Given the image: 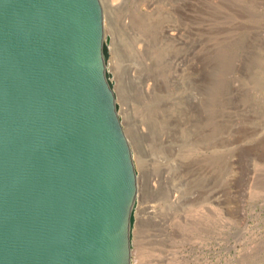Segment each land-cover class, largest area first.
<instances>
[{
  "label": "rangeland",
  "instance_id": "rangeland-1",
  "mask_svg": "<svg viewBox=\"0 0 264 264\" xmlns=\"http://www.w3.org/2000/svg\"><path fill=\"white\" fill-rule=\"evenodd\" d=\"M100 1L131 264H264V0Z\"/></svg>",
  "mask_w": 264,
  "mask_h": 264
},
{
  "label": "water",
  "instance_id": "water-1",
  "mask_svg": "<svg viewBox=\"0 0 264 264\" xmlns=\"http://www.w3.org/2000/svg\"><path fill=\"white\" fill-rule=\"evenodd\" d=\"M103 19L100 0H0V264H131L137 173Z\"/></svg>",
  "mask_w": 264,
  "mask_h": 264
},
{
  "label": "trees",
  "instance_id": "trees-1",
  "mask_svg": "<svg viewBox=\"0 0 264 264\" xmlns=\"http://www.w3.org/2000/svg\"><path fill=\"white\" fill-rule=\"evenodd\" d=\"M103 50H104V54H105V57L107 59L108 57V42L104 41V45H103ZM107 76L110 78V74L107 72ZM112 84V82H111Z\"/></svg>",
  "mask_w": 264,
  "mask_h": 264
},
{
  "label": "bare ground",
  "instance_id": "bare-ground-1",
  "mask_svg": "<svg viewBox=\"0 0 264 264\" xmlns=\"http://www.w3.org/2000/svg\"><path fill=\"white\" fill-rule=\"evenodd\" d=\"M127 134V133H126ZM138 146V145H137Z\"/></svg>",
  "mask_w": 264,
  "mask_h": 264
}]
</instances>
